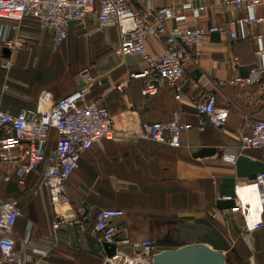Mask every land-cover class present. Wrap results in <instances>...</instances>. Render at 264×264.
<instances>
[{"label": "crops", "instance_id": "obj_1", "mask_svg": "<svg viewBox=\"0 0 264 264\" xmlns=\"http://www.w3.org/2000/svg\"><path fill=\"white\" fill-rule=\"evenodd\" d=\"M256 14L264 16V6ZM244 15V11L215 4L208 14L199 20L191 18L189 23L209 27ZM10 24L29 34L30 40L8 57L2 54L0 42V110L16 115L35 108L41 96L43 107L49 108L84 83L86 100L109 110L115 131L112 140H100L81 154L65 184L69 198L65 203L51 202L37 174L20 176L24 149L9 152L7 160L0 158V201H16L21 210L9 235L22 261L107 264L106 250L95 231V216L102 209H119L123 216L114 220L119 238L152 240L158 252L177 249L198 240L205 228L196 221L205 219L230 248L225 253L226 264H264V213L263 224L247 230L241 214L215 206L222 178L235 176V164L227 158L237 160L243 155L262 161L264 156L263 150L240 148V136L264 119V74L250 86L230 83L246 77L255 65L256 37L263 36L264 44V22L247 26L245 39L232 40L228 31L203 37L194 50L198 64L188 61L184 65L179 99L166 85L155 96H143V80L131 75L145 66L144 61L136 55L117 56L118 30L97 31L95 15L83 24H71L68 37L57 49L50 31L39 30L28 21ZM16 30L8 36L14 37ZM146 45L152 54L165 50L163 40L148 38ZM7 62L11 64L6 66ZM84 70L91 77L86 84ZM207 77L223 83L217 92V107L228 111V119L221 128L197 115L194 107V101L204 98L212 87L192 85ZM125 81L128 84L118 91L116 86ZM174 112L190 125L180 148L142 137L145 124L167 121ZM56 140V132L51 131L47 153L54 150ZM205 147L215 148L216 153L193 157ZM247 182L238 179L236 185ZM215 212L218 215L213 218ZM120 248L130 252L128 246Z\"/></svg>", "mask_w": 264, "mask_h": 264}, {"label": "built area", "instance_id": "obj_2", "mask_svg": "<svg viewBox=\"0 0 264 264\" xmlns=\"http://www.w3.org/2000/svg\"><path fill=\"white\" fill-rule=\"evenodd\" d=\"M221 4L227 9L244 11L240 18H231L226 22L209 27L192 25L190 19L199 20L214 7ZM264 6V0H0V42L12 52L25 46L30 35L16 30L10 22H32L39 30H48L52 35L53 48H59L68 37L69 26L73 23H85L91 16L97 19V31L107 28L118 30L119 43L115 50L117 56H139L145 66L132 78L142 79L141 94L151 97L158 93L159 87L166 85L177 92L180 98V83L183 79L184 65L188 61L198 64L194 53L203 37L212 33L228 31L232 40L245 39L246 28L264 22V16L256 14L257 8ZM16 30L14 37L8 32ZM163 40L165 50L161 54H152L146 40ZM256 63L246 77H237L230 83L246 87L259 81L264 74L263 36L256 37ZM7 62L5 65L9 66ZM87 75V71H83ZM91 80L87 75L85 84ZM128 81L116 86L122 92ZM211 86L202 99L194 101L197 115L206 116L214 127L226 125L228 111L217 107V92L222 82L205 78L194 88ZM87 86V85H86ZM85 85L56 100L49 108L43 107L41 96L35 108L22 110L13 115L0 110V158L7 160L9 152L24 149V160L18 166L21 177L35 173L41 185L47 189L53 203H65L69 200L65 184L72 172L77 169L81 154L100 140H112L115 131L109 110L96 102L86 100ZM190 125L182 122L178 112L171 119L145 124L142 137L169 148L182 146V135ZM51 131L57 134L54 150L47 153V144ZM240 148L264 151V119L257 120L250 133L240 136ZM235 164L236 158H227ZM264 164V156L262 159ZM44 164V165H43ZM10 178L6 177L8 181ZM258 196L259 206L255 215L250 206L237 196L234 207L223 212L239 213L244 217L247 230L260 227L264 213V171L246 184ZM237 192V191H236ZM21 210L16 201H0V264H27L15 250L14 240L9 233L14 228ZM218 212L213 214L217 217ZM123 216L119 209H102L95 216V231L102 243L115 245V252L105 254L107 264H152V257L158 253L152 240L131 241L119 238L114 220ZM58 227V223L54 224ZM128 246L129 253L120 247Z\"/></svg>", "mask_w": 264, "mask_h": 264}, {"label": "water", "instance_id": "obj_3", "mask_svg": "<svg viewBox=\"0 0 264 264\" xmlns=\"http://www.w3.org/2000/svg\"><path fill=\"white\" fill-rule=\"evenodd\" d=\"M2 54L6 57L10 55V50L2 48ZM84 83L79 84V88ZM215 148H201L193 154L194 158H204L213 156ZM264 171V164L260 160H250L247 156H239L235 162V176L222 178L218 186V198L215 206L218 210H226L234 207L236 188L238 179L251 181L258 173ZM197 224L205 229L198 234V240L180 246L177 249H167L156 253L152 257V264H226L225 253L229 251V246L225 243L223 236L216 230L211 229V225L205 219H199ZM106 254L111 256L115 252V245L103 244Z\"/></svg>", "mask_w": 264, "mask_h": 264}, {"label": "bare ground", "instance_id": "obj_4", "mask_svg": "<svg viewBox=\"0 0 264 264\" xmlns=\"http://www.w3.org/2000/svg\"><path fill=\"white\" fill-rule=\"evenodd\" d=\"M253 188L247 185H238L236 188V194L244 204L250 206L251 213L255 215V211L259 206L258 196L255 192H252ZM181 235V234H180Z\"/></svg>", "mask_w": 264, "mask_h": 264}]
</instances>
